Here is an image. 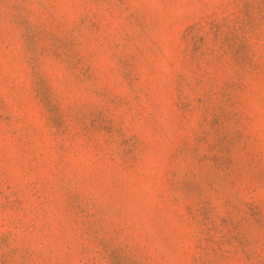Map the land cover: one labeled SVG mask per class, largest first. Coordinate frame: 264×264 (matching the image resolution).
<instances>
[{
    "label": "rangeland",
    "instance_id": "rangeland-1",
    "mask_svg": "<svg viewBox=\"0 0 264 264\" xmlns=\"http://www.w3.org/2000/svg\"><path fill=\"white\" fill-rule=\"evenodd\" d=\"M0 264H264V0H0Z\"/></svg>",
    "mask_w": 264,
    "mask_h": 264
}]
</instances>
